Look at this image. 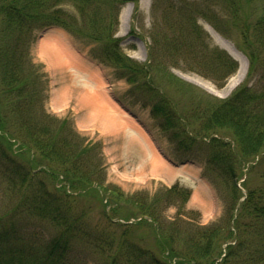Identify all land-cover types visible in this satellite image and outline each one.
Listing matches in <instances>:
<instances>
[{"label": "trees", "instance_id": "1", "mask_svg": "<svg viewBox=\"0 0 264 264\" xmlns=\"http://www.w3.org/2000/svg\"><path fill=\"white\" fill-rule=\"evenodd\" d=\"M166 1L173 15V36L166 41L184 60L193 55L188 61L218 89L238 63L213 44L198 19L235 38L249 65L244 83L228 98L196 96L175 78L166 86L182 96L161 92L150 79L151 63L128 58L114 38L118 9L127 0H0V184L18 197L0 217V264H78L76 253L99 264H168L166 251L190 264H264V0ZM67 3L76 14L64 9ZM48 27L94 45L96 60L116 69L136 102L172 132L177 149L204 159L226 187L224 226L188 231L163 218L165 202L177 199L183 211L191 196L179 184L153 197L105 184L101 144L90 146L44 109L45 88L30 49L35 33ZM13 139L22 153H14ZM42 165L49 170L37 173ZM252 175L258 185H251ZM58 176L71 193L55 185ZM109 206L115 208L108 212ZM120 216L141 220L125 224L115 220ZM145 232L155 235L153 247ZM232 241L224 253L222 246Z\"/></svg>", "mask_w": 264, "mask_h": 264}, {"label": "rangeland", "instance_id": "2", "mask_svg": "<svg viewBox=\"0 0 264 264\" xmlns=\"http://www.w3.org/2000/svg\"><path fill=\"white\" fill-rule=\"evenodd\" d=\"M134 1L127 0L124 5L119 7L118 27L114 32V38L121 40L120 47L128 58L148 65L151 63L150 79H152L154 85L161 92L176 97L182 96L183 93L179 90L166 86L171 78H175L182 82L180 84L182 87L186 82L191 85L192 89L189 88V91L193 92L196 96L206 93L212 99H224L228 98L244 83L249 64L244 53L238 48L234 37L224 36L217 32L204 19H198V24L209 34L213 44L225 50L238 63L237 72L228 78L226 85L222 89H218L212 81H209L200 74L202 68L199 69L188 61V57H192L193 55L186 54V60H184V53L176 51L175 47H172L168 40L166 41V39L173 36V31L170 29L172 25L170 21H172L173 15L167 9V1L136 0L137 11H135ZM63 7L70 13L76 14V10L70 3L65 4ZM206 25L212 27L225 40V47H222L208 32L205 27ZM132 29H134L133 33H131ZM45 33L48 34L47 38L42 42L43 44L41 43L42 46H38L39 40L42 39L40 34ZM35 34L36 38L30 49V58L37 71H39L40 77H42L41 83L45 88L44 92L47 98L46 103H44V109L50 116L61 121H66L68 126L72 127L90 146L101 144V154L99 155L101 165L99 171L103 172L105 184L120 188L125 195L144 192L148 196L153 197L159 190L168 186L161 185V183L156 184L146 179H143L141 183L128 182L126 176L145 178L147 177L146 174L153 169V165H156L155 168H157L159 174L165 177L164 173L167 170L176 172L169 165L177 167L185 163L186 158H193L191 161L186 162V185H182L178 181L174 184L168 181L169 187L177 183L191 192L184 210H180V202L176 199V201L172 202L167 201L161 206V215L169 222L184 223L188 231H197L198 229L208 228L212 225L224 226L226 224V219H224L226 187L222 181L220 182L214 175L212 176L208 172L206 163L202 157L199 158L196 154H186L177 149L179 145L178 140L172 136V132L163 131L158 126V122L152 117L151 109L143 108L140 103L136 102L135 97L129 93L130 85L118 77L116 69L107 67L96 60L94 45L88 43L86 40L76 38L62 28L55 29L50 33L48 30H40L38 34L37 32ZM55 42H59L61 45L55 44ZM229 45L233 46L246 59L244 76L232 91H229L228 85L239 71V60L241 58L231 50ZM68 46L78 49V52L84 56L81 55V58H78L69 50ZM228 50L232 51L233 55ZM92 51L95 52L92 53ZM43 59H46L45 61L50 63V72H46L43 64L45 61ZM48 77H53L51 82L48 81ZM196 82H200L207 87L200 86ZM254 84L255 81L253 82ZM165 88H169V90ZM87 89L89 93H87ZM110 96H114L120 100L121 106L126 111L123 117L139 128H142V131H140L144 132L152 142L151 146L144 143L146 146L145 151L150 155L149 158L138 154L133 148L125 150V147L121 154L122 158L118 160V163H114L110 161L109 154L110 152L118 154L119 146L114 145L110 147L106 144L104 150V145L102 140L98 139V135L93 136L89 134L92 133L91 129L94 125V118L98 116V114H91V112L100 113V108H104L103 105L108 103ZM183 102L186 103V100H183ZM81 124L88 130L83 128ZM105 124L102 123V125ZM78 125L86 131L82 132L79 130ZM12 143L15 154H20L24 151L19 149L21 142L13 139ZM153 157H156V161L151 162ZM191 164L194 165L188 166ZM114 165L117 166L114 167ZM46 170L49 169L44 165L35 167L37 173ZM246 172L247 169H244V173ZM61 178L62 176L57 177L55 185H59ZM245 179L246 176H244V179L240 183L242 184ZM250 181L252 186L259 184L258 179L254 175H252ZM7 189L6 185L0 184V217L9 211L18 199V197L12 196ZM244 192L246 191L244 190ZM106 202L104 201L105 204ZM114 208L115 206H109L107 211L110 212ZM121 218L123 217L120 216L115 220L125 224H132L141 220L140 218H130L127 220ZM36 228L38 230V227ZM49 230L52 231L51 229ZM34 231L37 232L35 228ZM154 239L155 235L151 234L149 236L145 232V241L150 247L154 246ZM232 244H234L233 241L224 244L222 246L223 252L225 253L227 246ZM75 256L76 259H80L76 261L78 264H99V261L94 257L91 258L81 253H76ZM163 256L169 264H189L183 258L172 255L169 251H166ZM220 261L221 259L215 264H218Z\"/></svg>", "mask_w": 264, "mask_h": 264}, {"label": "crops", "instance_id": "3", "mask_svg": "<svg viewBox=\"0 0 264 264\" xmlns=\"http://www.w3.org/2000/svg\"><path fill=\"white\" fill-rule=\"evenodd\" d=\"M55 29L58 30V28H52V29H48V32L50 33L51 31H53ZM47 35L48 34H46V33L41 35L42 39L39 38L40 40H39L38 46L39 45L42 46V44H43L42 42L47 38ZM68 48L78 58L79 57L81 58V55H83L82 53H79L78 52L79 50L74 48V47L71 48L70 46H68ZM45 60L46 59H43V61H45ZM43 64H44V67L46 68V72H50L51 71L50 63L48 61H45V62H43ZM52 79H53V77H48L49 82H51ZM86 91H87V93H89L88 89ZM50 97H51V95H50ZM103 107L104 108H102V109L100 108V110H101L100 113H98V112L96 113L95 111L91 112V114H98V116L96 118H94V125L92 126V129H91L92 133H89V134H92L93 136L98 135L97 136L98 139L102 140V143L104 145V150H105L106 144H108V146H110V147H112L114 145L119 146V148L117 147L118 148V154L110 152V154H109L110 161H113L114 163H118V160H120V158H122L121 154H122V151L125 149V147H126L125 150H127L128 148H133L134 151L137 152L138 154L145 156L146 158L147 157L149 158L150 155L147 154L145 151L146 146H145L144 142L142 141V139L140 138L139 134L137 133V130L142 131V128H139L137 125H135L133 123H132L133 124L132 127H128V126L122 124V120H126L127 118L125 119V117H123V114L126 111L121 106L120 100L116 99L114 96H110L108 103L104 104ZM72 111H73V109H72ZM79 112H82V111H79ZM102 123H106V124L102 125ZM79 125H80V123H79ZM79 125H78V129L81 130L82 132L88 130L82 124H81V126L83 128H85L86 130L81 129L79 127ZM114 125H117V126H114ZM154 161H156L155 157H153L151 162H154ZM193 165L194 164H191L188 166H193ZM116 166L117 165H114V167H116ZM155 167H156V165H153V167H152L153 169L151 171H149V173L146 174L147 177L138 178L135 176H132V177L126 176L127 181L128 182L134 181V182L141 183V181L143 179H146L147 181H150L153 183L155 182L156 184L161 183V185H167L168 187H169L168 181H171L172 184H174L176 181H178L182 185H186V164H182V165H179L177 167H175L173 165H169V167L176 170V172L172 171V170H167L166 173L163 172L165 177L160 175L157 168H155ZM152 173H154V174H152Z\"/></svg>", "mask_w": 264, "mask_h": 264}, {"label": "bare ground", "instance_id": "4", "mask_svg": "<svg viewBox=\"0 0 264 264\" xmlns=\"http://www.w3.org/2000/svg\"><path fill=\"white\" fill-rule=\"evenodd\" d=\"M205 27L208 30V32L220 43V45L222 47H225L224 46L225 40L212 27H210L208 25H206ZM56 43L60 44L59 42H55V44ZM229 46L231 47V50L234 51L241 58L239 60L240 61L239 71H238L237 75L235 76V78L232 79V81L228 85L229 86V91H232L238 85V82L242 79V77L244 76V73H245V70H246V59L240 53H238L237 50L233 46H231V45H229ZM61 50H63V49L61 48ZM228 51L233 55L232 51H230V50H228ZM196 83L199 84L200 86L207 87L206 85H203L200 82H196ZM211 91H213V90H211ZM122 124H124V125H126L128 127H132L133 126V124L130 123L129 121L127 122V120H122ZM137 133L139 134L140 138L142 139V141L146 145H150V146L152 145V142L150 141L148 136H146V134H144V132H141L140 130L139 131L137 130ZM155 160H156V157H155Z\"/></svg>", "mask_w": 264, "mask_h": 264}]
</instances>
